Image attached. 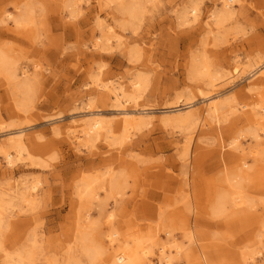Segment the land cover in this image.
Masks as SVG:
<instances>
[{"label":"rangeland","instance_id":"rangeland-1","mask_svg":"<svg viewBox=\"0 0 264 264\" xmlns=\"http://www.w3.org/2000/svg\"><path fill=\"white\" fill-rule=\"evenodd\" d=\"M140 1L141 15L124 27L116 3L105 0H0V48L17 73L26 70L18 78L30 91L15 94V82L0 73V264L26 249L31 230L36 263L56 264L84 207L75 185L119 172L121 190L99 189L103 205L85 207L100 234L112 225L131 244L156 237L154 264L166 230L182 246L175 264H264V225L254 220L264 221V76L254 74L264 63V0H236L220 25L212 19L220 0ZM26 2L34 21L15 26ZM191 4L196 17L183 18ZM195 62L204 71L192 78ZM135 73L145 77L136 99L114 101L111 90L129 88ZM213 101L240 110L215 120L205 110ZM136 110L146 116L128 137L101 131L88 146L71 138L92 118L114 128L122 111ZM177 114H190L196 126L171 124ZM248 127L255 137L240 136ZM20 129L21 140L12 136ZM13 140L24 150L7 165L2 151L14 154ZM243 161L251 174L244 185L258 199L212 216L209 206L228 188L224 175ZM249 254L253 262L244 260Z\"/></svg>","mask_w":264,"mask_h":264},{"label":"bare ground","instance_id":"bare-ground-1","mask_svg":"<svg viewBox=\"0 0 264 264\" xmlns=\"http://www.w3.org/2000/svg\"><path fill=\"white\" fill-rule=\"evenodd\" d=\"M106 2L116 3L119 13L121 14V26H132L133 21L137 19L142 13V2L140 0H105ZM219 9L213 13L212 19L214 25H220L225 20L230 18L233 13V5L236 0H220ZM188 11L183 15V18L188 16L196 17V6L194 4L190 5ZM10 14L6 15L7 20L10 18ZM13 23L15 26H25L28 23H33L34 14L33 7L31 2H26L22 9L18 12L17 16L12 17ZM131 28V27H130ZM211 31V30H209ZM106 40H109L108 38ZM3 47L0 48V73H4L7 79H12L16 85L14 86L15 94H25L28 90V81L20 80L18 75L24 76L26 70L20 68L19 72L15 67V64L10 62L9 55L3 51ZM131 57L136 54V49L130 51ZM257 66L254 74L259 76H264V63ZM192 78L198 77L203 74V65L199 62H195L191 68ZM215 78L210 79L213 80ZM212 83V81H211ZM130 86L127 89L123 88H114L111 90L112 99L116 102H126L129 100L136 99V94L143 88L145 85V77L140 73L132 74L130 80ZM252 84V83H251ZM27 95V94H26ZM30 98V91H29ZM21 105V103H18ZM181 104L176 105L179 107ZM227 105V106H225ZM242 107V106H241ZM259 109L261 110L260 119L264 120V100L261 102ZM207 114L218 120L223 113L234 114L239 112V107L236 103L225 102H209L206 104L205 108ZM255 109H253L254 111ZM257 111H254V114H257ZM145 114H142L139 111H133L131 114L127 111H122L118 121L114 128L111 126L105 125L104 121L100 118H92L86 121L85 126L81 128L78 132L72 131V136L74 142L77 143V146L82 143V145L88 146L96 139L101 131L106 133V136L113 133L114 130H120L125 133V136L128 137L132 130L139 128L141 122L145 118ZM171 124L175 126L182 127L185 124L187 129L194 128L197 124L195 118H192L191 115L187 116L186 114H177L175 118L170 119ZM170 123L168 122V125ZM246 131L241 133L240 136L252 135L256 136L255 130L251 127L245 129ZM12 136H16L19 140L24 136L22 130L20 129L19 133H16ZM10 136V137H12ZM112 138V142L116 143V138ZM12 147L14 148L15 153L12 154L7 150H3V157L7 165H12L13 159L16 156H21L24 146L18 140L12 141ZM239 167L230 173L224 175L223 180L226 181L228 188H221L211 205L209 206L211 215L214 217L220 215H228L232 210H236L240 205L252 206L255 201L258 199L257 195L251 194L246 189L245 183L251 177L250 166L246 162L239 163ZM123 174L121 172L116 174H108V179L104 183L103 178H87L82 179L79 184L75 185L76 193L78 197V203L81 205L78 216L73 220V226L71 228V233L66 239V242L62 248L61 256L56 264H154L151 257V245L157 243V238L154 237L153 240H144L141 239L139 242H134L131 244L127 237H123L122 234L117 230V228L110 225L105 231H101V234L97 232L96 225L98 221L93 219V216L85 207L89 204H92L93 201L96 202V205H103V200H99L98 190L103 189L105 196H111L112 194L118 193L123 186ZM36 184H31L27 187L25 194L31 195V198H27L26 201L29 205L33 204L34 195L31 194V190L35 189ZM239 210H246L243 207H240ZM237 210V211H239ZM85 211V212H84ZM84 212V214H83ZM112 213L108 212L105 214V218L108 222H112ZM254 216V215H253ZM253 217L250 219L252 220ZM105 220V221H106ZM254 220L260 225H264V221L259 222L254 216ZM254 222V221H253ZM111 224V223H109ZM166 241L167 243L164 246V243H161V255L158 260V264H175V260L182 255V246L180 243H177L176 238L173 236L172 232L166 230ZM147 241V242H146ZM26 249L20 253H16L15 257H10V260L6 261L4 264H37L36 259V249L40 248L38 246V241L36 240V235L34 230H31L27 237ZM146 245V246H143ZM166 248H169V252L166 251ZM40 250V249H39ZM175 252L170 254V252ZM203 257V256H202ZM175 258V260H174ZM246 262H253L254 254H249L246 259ZM200 264V263H199Z\"/></svg>","mask_w":264,"mask_h":264}]
</instances>
